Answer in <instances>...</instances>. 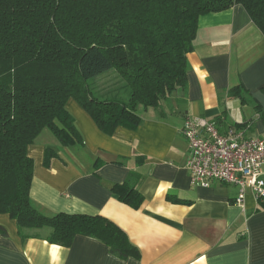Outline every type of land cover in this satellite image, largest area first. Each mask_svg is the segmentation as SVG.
Listing matches in <instances>:
<instances>
[{"label":"crops","instance_id":"crops-1","mask_svg":"<svg viewBox=\"0 0 264 264\" xmlns=\"http://www.w3.org/2000/svg\"><path fill=\"white\" fill-rule=\"evenodd\" d=\"M188 62L185 97L176 93L144 114L140 108L144 121L137 130L118 127L108 136L70 99L67 109L85 147L50 144L43 134L46 141L39 143L40 137L29 148L35 161L30 195L42 213L106 217L127 234L140 258L120 260L101 241L83 236L69 248L54 245L46 240L48 229L24 240L16 221L0 215L8 232L0 233V264H264V199L249 190L237 204L236 185H192L181 133L186 119L206 118L223 132L234 128L264 139V34L242 5L203 15ZM48 147L58 154L50 167L44 165ZM138 156H144L142 164ZM132 170L143 175L140 209L110 190Z\"/></svg>","mask_w":264,"mask_h":264},{"label":"trees","instance_id":"trees-1","mask_svg":"<svg viewBox=\"0 0 264 264\" xmlns=\"http://www.w3.org/2000/svg\"><path fill=\"white\" fill-rule=\"evenodd\" d=\"M235 5L264 34V0H0V215L16 221L24 240L37 237L29 231L48 229L46 240L54 245L69 248L83 236L120 260L140 258L106 217L42 213L30 195L35 161L29 148L46 132L62 147H85L67 109L70 99L111 136L118 127L137 130L144 121L140 108L159 109L176 93L185 97L200 17ZM112 73L107 85L95 82ZM57 156L46 148L44 165ZM142 178L132 170L110 190L140 209ZM0 233L8 236L3 226Z\"/></svg>","mask_w":264,"mask_h":264},{"label":"built area","instance_id":"built-area-1","mask_svg":"<svg viewBox=\"0 0 264 264\" xmlns=\"http://www.w3.org/2000/svg\"><path fill=\"white\" fill-rule=\"evenodd\" d=\"M181 133L189 147L186 168L192 185H236L240 188L237 204L243 203L249 190L264 199L263 138H247L234 128L223 132L215 121L206 118L186 119Z\"/></svg>","mask_w":264,"mask_h":264},{"label":"rangeland","instance_id":"rangeland-1","mask_svg":"<svg viewBox=\"0 0 264 264\" xmlns=\"http://www.w3.org/2000/svg\"><path fill=\"white\" fill-rule=\"evenodd\" d=\"M114 76H115V74H111V75H109V77L108 78H101V79H98V80H96L95 82H97L100 86H102V84L104 85V84H106L107 85V83H109V81H113L114 80ZM95 82L93 83V85L95 84ZM97 84V85H98ZM76 101V100H75ZM77 102V101H76ZM165 104V103H164ZM142 114H144L145 113V109H143L142 108ZM45 134H47V136H48V138H49V143L51 144L53 141H55V139L52 137V135L50 134V133H48V132H46ZM52 142H51V141ZM46 141V138H45V135H43L42 137H41V139H40V141H39V143H41V142H45ZM56 142V141H55ZM38 143V142H37ZM37 231L38 230H34V231H29V234H35V233H37Z\"/></svg>","mask_w":264,"mask_h":264}]
</instances>
